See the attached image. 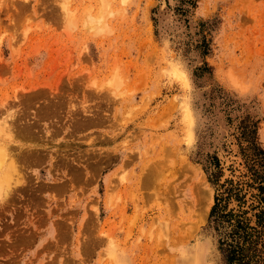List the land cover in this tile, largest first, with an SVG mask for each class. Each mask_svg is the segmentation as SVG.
I'll return each mask as SVG.
<instances>
[{
  "label": "rangeland",
  "instance_id": "obj_1",
  "mask_svg": "<svg viewBox=\"0 0 264 264\" xmlns=\"http://www.w3.org/2000/svg\"><path fill=\"white\" fill-rule=\"evenodd\" d=\"M249 121L264 0H0V264H224L204 163L246 180Z\"/></svg>",
  "mask_w": 264,
  "mask_h": 264
},
{
  "label": "trees",
  "instance_id": "obj_2",
  "mask_svg": "<svg viewBox=\"0 0 264 264\" xmlns=\"http://www.w3.org/2000/svg\"><path fill=\"white\" fill-rule=\"evenodd\" d=\"M202 53L209 49L207 41L200 45ZM248 120V115L245 116ZM241 136L246 144L240 145L247 166V172L242 175L248 177L244 181L224 177L222 165L216 154L209 155L204 163L211 182L216 186L214 203L211 206L209 217L220 230L219 249L224 264H259L261 248L264 244V148L255 137V123L241 127ZM242 141V140H241ZM231 165V164H230ZM255 189L246 198L247 188ZM235 200L236 207H228L230 200ZM253 211L255 223L250 224L247 215ZM258 244H262L258 247Z\"/></svg>",
  "mask_w": 264,
  "mask_h": 264
},
{
  "label": "bare ground",
  "instance_id": "obj_3",
  "mask_svg": "<svg viewBox=\"0 0 264 264\" xmlns=\"http://www.w3.org/2000/svg\"><path fill=\"white\" fill-rule=\"evenodd\" d=\"M111 10V9H110ZM100 15H98L96 18H93L92 21H90L92 23V26L96 25L94 24L93 22H96V23H99L102 21L103 19V11H100ZM105 14V12H104ZM67 18V17H66ZM104 22V20H103ZM102 22V23H103ZM88 23V22H87ZM105 23V22H104ZM101 25V24H100ZM117 79V78H116ZM119 81V80H118ZM116 82V81H115ZM114 83V82H113ZM114 85V84H113ZM116 86L118 84H115ZM4 128V127H3ZM3 130V129H2ZM1 131V129H0ZM6 133H8L7 131H5ZM10 133V132H9ZM1 135V134H0ZM7 137V136H6ZM5 139L0 137V194H1V190H2V182L5 180L10 179V176H11V170H10V164L11 162H9V154H8V146L7 144L5 143ZM8 142V141H7ZM10 149V148H9ZM7 181V182H8ZM5 182V183H7ZM198 259V258H197Z\"/></svg>",
  "mask_w": 264,
  "mask_h": 264
}]
</instances>
